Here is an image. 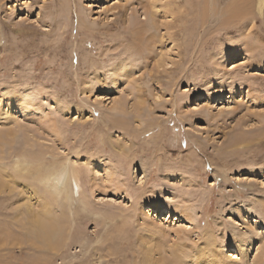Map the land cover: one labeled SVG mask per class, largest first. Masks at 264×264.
I'll return each instance as SVG.
<instances>
[{"label": "rangeland", "instance_id": "374dc122", "mask_svg": "<svg viewBox=\"0 0 264 264\" xmlns=\"http://www.w3.org/2000/svg\"><path fill=\"white\" fill-rule=\"evenodd\" d=\"M230 2L0 0V264H264V15Z\"/></svg>", "mask_w": 264, "mask_h": 264}, {"label": "bare ground", "instance_id": "6f19581e", "mask_svg": "<svg viewBox=\"0 0 264 264\" xmlns=\"http://www.w3.org/2000/svg\"><path fill=\"white\" fill-rule=\"evenodd\" d=\"M208 2L210 4V1H208ZM208 5H206L203 9V10H206L205 13H204V11L201 13V19H202L203 23H205L207 21V19L210 18L212 16V13L214 12V5H210V6H208ZM256 11L260 15H264V0H231V2L224 8V11L222 13L224 15L223 16L224 17L223 23H225L224 26H226L228 28L227 32L228 33H234L237 29L239 30L238 27L241 26L242 24H246L244 29L246 27H247V29H249L250 27H252V28L257 27L256 18H255ZM212 17H214V16H212ZM221 25H222V23H221ZM225 28H224V30H226ZM229 55H230V53H227V57ZM16 99L17 98H11L10 99L11 103L13 105H15L18 109H20L22 107L24 99H19V100H16ZM0 149H2V135H0ZM1 160H2V158L0 159V176H3L2 174L4 173L3 178L6 179L8 174L6 173V169L4 168V165H2ZM22 161L27 164V159L25 157L19 159V161H16V163H15V169L16 170H20L22 165L25 164ZM65 172H66V170H65ZM65 172L62 171L61 173L56 174L57 177L53 176L52 182H53V184H55L54 189L56 191L61 190V189L66 190L69 187L67 183H69L70 174L68 172H66V173ZM74 177L75 178L77 177L76 173H74ZM1 181H3V180H1ZM1 185L4 189H9V187L6 186L5 183L4 184L2 183ZM173 213H175L176 215L183 218V216H181L182 215L181 212H178L176 209H174V207L170 206L169 214H173ZM191 214L192 213L189 212L187 215L184 216V219L190 220L189 216H191ZM31 228H32V231L35 232V234L41 238L42 242L46 246L51 247L54 251L57 249V245L55 243H53V241H52V233L58 229V224L54 219V215L51 214V211H50L47 204H45L43 206L42 215L38 214V215L34 216V219L31 221ZM250 232H252V228H251ZM236 249H237V253H239L240 255L244 254V253H242L243 249H245L246 251L249 250L248 246L245 244L244 239H240L237 242ZM148 254H150V255H147L146 263L147 264H151V263L156 264L155 260L153 258L154 253L149 250ZM184 254H185L184 252H181L179 254L180 261H182V262L184 261ZM221 255H224V253L222 251H219V253H218L219 259H217V257H213V256H209V258H201V259L204 261H207L209 264H229V262L235 263V261L230 260V258H229L230 256H227L228 258L226 257L227 258V261H226V260L222 259ZM228 260H229V262H228ZM218 261H219V263H218Z\"/></svg>", "mask_w": 264, "mask_h": 264}]
</instances>
